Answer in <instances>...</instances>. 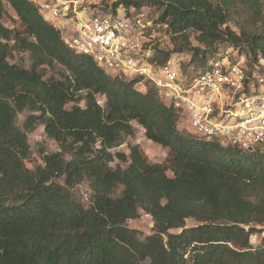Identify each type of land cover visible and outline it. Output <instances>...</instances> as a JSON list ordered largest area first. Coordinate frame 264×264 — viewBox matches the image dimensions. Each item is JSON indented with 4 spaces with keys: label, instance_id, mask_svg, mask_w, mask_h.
<instances>
[{
    "label": "trees",
    "instance_id": "trees-1",
    "mask_svg": "<svg viewBox=\"0 0 264 264\" xmlns=\"http://www.w3.org/2000/svg\"><path fill=\"white\" fill-rule=\"evenodd\" d=\"M6 5L21 32L4 26ZM120 5L159 10V22L182 42L177 53L193 54L189 65L221 45L239 49L251 69L264 65V0ZM240 10L250 31L229 27ZM16 50L30 54V70L9 62ZM157 53L159 64L171 60ZM55 65L71 76L46 79L42 69ZM25 112L33 115L21 129ZM182 121L159 89L70 50L29 0H0V264H264V236L252 243L264 235V149L223 146L186 131ZM39 124L60 151H41L43 165L29 168V135ZM137 127L168 151L163 163L138 145L115 152ZM83 182L90 206L73 193ZM140 211L154 222L144 240L128 225Z\"/></svg>",
    "mask_w": 264,
    "mask_h": 264
},
{
    "label": "built area",
    "instance_id": "built-area-1",
    "mask_svg": "<svg viewBox=\"0 0 264 264\" xmlns=\"http://www.w3.org/2000/svg\"><path fill=\"white\" fill-rule=\"evenodd\" d=\"M75 53L123 78H141L182 115L191 133L243 151L264 149V65L227 47L193 75L155 61L150 10L116 0H29Z\"/></svg>",
    "mask_w": 264,
    "mask_h": 264
},
{
    "label": "rangeland",
    "instance_id": "rangeland-1",
    "mask_svg": "<svg viewBox=\"0 0 264 264\" xmlns=\"http://www.w3.org/2000/svg\"><path fill=\"white\" fill-rule=\"evenodd\" d=\"M160 14L161 12L159 10L150 9L149 18L155 23V55L157 56L159 54L157 52L159 51L170 53L171 60L169 62L178 74L185 71L187 72L186 75H193L194 73L201 71L210 62V60L215 57L220 52V50L224 48L222 45L218 46L216 52L207 53V58L205 61L201 63L199 62V64L189 65L192 60L193 54L191 52H185L183 54L177 53V50L182 47V42L175 40L176 38L172 36L169 27L159 22ZM238 14L239 15H236L232 18L229 24L231 30L235 32H240V30L244 28L247 31H250V29L246 27L245 23L247 19V14L244 13L243 10H240ZM3 24L8 29L16 30L18 32L22 31L20 20L8 5H6V15L3 19ZM192 42L194 46H198V44L194 40ZM11 45H13V43ZM9 62L11 64L21 66L28 70H30L33 66L30 54L28 52L19 50L13 52L12 56L9 59ZM42 70L46 79L56 78L62 80L64 76H71L70 73H68L65 68L60 65H55L52 68L46 66ZM98 101L101 104L104 103L103 97H98ZM73 105L74 104H70L68 106V109L72 108ZM81 105L85 107L84 102L81 103ZM31 115H33L32 112H25L19 115L17 124L21 129H23L25 122ZM186 129V131L191 132L188 126H186ZM29 144L31 146V156L27 161V166L29 168H35L40 165H43L41 151L44 150L48 154L60 151L59 145L47 137L45 133V127L41 124L37 125L35 131L29 135ZM129 145H138L144 155L153 163H163L167 157L168 151L160 147L159 145L148 141L145 138L143 130L138 127L136 129L135 137L128 138L126 140V143L119 147L117 150H115V152L127 153ZM67 160H71V157L68 156ZM169 176H173L171 172H169ZM73 193L77 200L81 201L86 206H90L92 191L87 182H83L77 185L73 189ZM140 214L141 217L139 219L129 221L128 225L131 229L140 231L142 233L140 239L144 240L146 237L150 236L153 233L154 222L153 219L150 216L146 215L144 212L140 211ZM187 225L189 227H192L196 225V223L193 220H189L187 222ZM263 236L264 235L258 234L252 238V243L254 244V246H258L260 244Z\"/></svg>",
    "mask_w": 264,
    "mask_h": 264
},
{
    "label": "water",
    "instance_id": "water-1",
    "mask_svg": "<svg viewBox=\"0 0 264 264\" xmlns=\"http://www.w3.org/2000/svg\"><path fill=\"white\" fill-rule=\"evenodd\" d=\"M250 152H252L253 150L252 149H249Z\"/></svg>",
    "mask_w": 264,
    "mask_h": 264
}]
</instances>
